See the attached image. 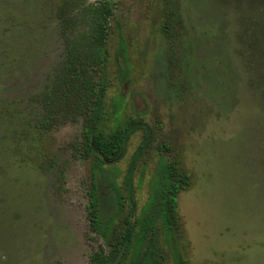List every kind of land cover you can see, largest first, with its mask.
<instances>
[{
    "label": "rangeland",
    "instance_id": "374dc122",
    "mask_svg": "<svg viewBox=\"0 0 264 264\" xmlns=\"http://www.w3.org/2000/svg\"><path fill=\"white\" fill-rule=\"evenodd\" d=\"M110 1V124L133 117L153 136L132 194L125 176L143 130L115 164L129 198L105 241L87 212L85 119L40 124L64 59L62 0H0V264H92L99 245L114 251L131 201L136 221L168 160L191 184L178 196L177 235L168 241L157 223L162 264H264V0Z\"/></svg>",
    "mask_w": 264,
    "mask_h": 264
},
{
    "label": "trees",
    "instance_id": "16d2710c",
    "mask_svg": "<svg viewBox=\"0 0 264 264\" xmlns=\"http://www.w3.org/2000/svg\"><path fill=\"white\" fill-rule=\"evenodd\" d=\"M114 4L110 0H62L58 9L60 34L64 40V59L50 88L42 94L43 128H50L64 120L85 119L84 149L81 156L91 159V185L87 204L90 227L98 238L109 241L116 219L124 210L123 193L114 177L116 163L125 154L131 135L143 130L141 144L134 153L125 176V188L132 194V176L141 156L151 146L153 132L142 120L133 117L123 123L119 117L110 124L106 111L108 78V40ZM170 28L168 25L167 30ZM127 47L118 50L123 58L122 78L128 80ZM118 66L119 62L117 63ZM163 150L168 148L163 143ZM191 184L187 173L180 170L176 161H162L154 190L134 220L136 203L126 213V227L120 234L118 247L106 253L104 247L94 250L92 264H112L121 248L127 243L120 264L130 259L131 264H162L157 243V223L165 225L167 240L177 235L181 222L178 213V196ZM131 199V198H130Z\"/></svg>",
    "mask_w": 264,
    "mask_h": 264
},
{
    "label": "water",
    "instance_id": "95a60500",
    "mask_svg": "<svg viewBox=\"0 0 264 264\" xmlns=\"http://www.w3.org/2000/svg\"><path fill=\"white\" fill-rule=\"evenodd\" d=\"M134 220H135V216H134ZM126 246H127V243H125L123 245V247L121 248L118 256L116 257V259L114 260V262L112 264H120L123 256H124V253H125V250H126Z\"/></svg>",
    "mask_w": 264,
    "mask_h": 264
}]
</instances>
